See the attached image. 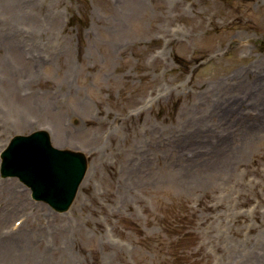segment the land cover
<instances>
[{
  "label": "rangeland",
  "instance_id": "1",
  "mask_svg": "<svg viewBox=\"0 0 264 264\" xmlns=\"http://www.w3.org/2000/svg\"><path fill=\"white\" fill-rule=\"evenodd\" d=\"M39 130L88 170L64 212L0 174V264H264V0H0V167Z\"/></svg>",
  "mask_w": 264,
  "mask_h": 264
},
{
  "label": "water",
  "instance_id": "2",
  "mask_svg": "<svg viewBox=\"0 0 264 264\" xmlns=\"http://www.w3.org/2000/svg\"><path fill=\"white\" fill-rule=\"evenodd\" d=\"M88 158L81 152L53 147L45 131L14 137L3 153V176H19L34 197L62 212L69 209L86 175Z\"/></svg>",
  "mask_w": 264,
  "mask_h": 264
},
{
  "label": "bare ground",
  "instance_id": "3",
  "mask_svg": "<svg viewBox=\"0 0 264 264\" xmlns=\"http://www.w3.org/2000/svg\"><path fill=\"white\" fill-rule=\"evenodd\" d=\"M26 71L25 70H23L21 73H20V75L21 74H23V73H25ZM18 73H19V71H18ZM258 96V94L257 95H255V97H257ZM244 97H246V95L244 96ZM211 101H213V98H212V100ZM215 101V100H214ZM253 104V103H252ZM233 107H232V105H231V103H230V106H228L227 104L225 105V107L222 109V111H230L231 109H232ZM222 111H216L215 109H212L211 110V113H210V118H216V117H219V118H221V119H224V120H226L228 117H232V116H236V113H234L233 111L232 112H222ZM210 112V111H209ZM209 118V119H210ZM227 121V120H226ZM205 124V125H204ZM204 124H200V125H198V126H200V127H208V126H210V127H212L213 128V121L211 120H205L204 121ZM243 126V125H242ZM242 126H241V130H242ZM248 130H250L249 129V127H248V125L246 126V129H245V133L248 131ZM200 133H204V132H200ZM225 133V132H224ZM227 133V132H226ZM204 134H206V133H204ZM218 145L216 146V150H215V147H214V152L213 153H211L210 155H212V154H214L213 155V157L212 158H210L211 160H212V162L213 161H218V160H222V158H223V161H225L226 163H229L230 164V160L228 159V156H229V154H230V157L232 156V158L236 155V153L235 152H232L231 153V151L235 148V146L237 145V143L235 144V145H233L232 147H231V145H230V142L228 141V140H222V139H220L219 140V142L217 143ZM192 151H194V150H192ZM198 156H202V157H205V156H208V155H206V154H200V155H198ZM197 156V157H198ZM196 157V158H197ZM189 159V158H188ZM25 203H26V201H25ZM1 216V215H0ZM18 234V233H17ZM16 234V235H17ZM13 238V237H12ZM36 239V238H35ZM34 239V235H32V234H28V237H27V240H26V242H27V244H37L36 243V240ZM20 244L25 250H27L29 253H31L32 255H33V251L36 249V247H29V248H25L24 246H23V244H24V240H19V241H17V242H12V243H8V242H5V241H3V240H0V261L1 262H5V263H7V261H8V259H9V257H8V255H9V253L11 252V248H13V247H15V245H17V244ZM44 254H48L47 252H45ZM48 257L49 256H45V255H39V256H37V258L36 257H33V256H31V260L32 261H34V262H32V263H36V264H51L50 263V261L48 260ZM13 264H16L15 262H13Z\"/></svg>",
  "mask_w": 264,
  "mask_h": 264
}]
</instances>
